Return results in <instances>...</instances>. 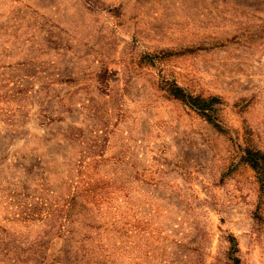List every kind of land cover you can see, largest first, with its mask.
Instances as JSON below:
<instances>
[{
	"label": "rangeland",
	"instance_id": "1",
	"mask_svg": "<svg viewBox=\"0 0 264 264\" xmlns=\"http://www.w3.org/2000/svg\"><path fill=\"white\" fill-rule=\"evenodd\" d=\"M247 150L264 0H0V264H264Z\"/></svg>",
	"mask_w": 264,
	"mask_h": 264
},
{
	"label": "trees",
	"instance_id": "2",
	"mask_svg": "<svg viewBox=\"0 0 264 264\" xmlns=\"http://www.w3.org/2000/svg\"><path fill=\"white\" fill-rule=\"evenodd\" d=\"M171 95L186 105L196 109L197 111L203 113L208 120L214 125L218 126L215 122L214 116V106L218 102L217 98H203L201 96H194L188 93L182 87H172L170 90ZM246 163H248L256 171H260L263 174L262 190H264V156L260 152L254 150H247V155L245 158ZM228 240L230 242V249L228 252L229 264H240V260L237 257V252L239 251L237 240L234 236H229Z\"/></svg>",
	"mask_w": 264,
	"mask_h": 264
}]
</instances>
